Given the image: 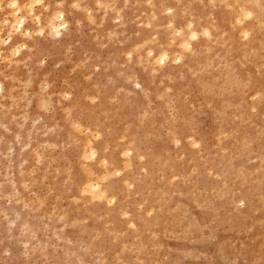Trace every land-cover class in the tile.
I'll return each instance as SVG.
<instances>
[{
  "label": "clouds",
  "instance_id": "1",
  "mask_svg": "<svg viewBox=\"0 0 264 264\" xmlns=\"http://www.w3.org/2000/svg\"><path fill=\"white\" fill-rule=\"evenodd\" d=\"M253 200L264 0H0V264H200L173 245Z\"/></svg>",
  "mask_w": 264,
  "mask_h": 264
},
{
  "label": "rangeland",
  "instance_id": "2",
  "mask_svg": "<svg viewBox=\"0 0 264 264\" xmlns=\"http://www.w3.org/2000/svg\"><path fill=\"white\" fill-rule=\"evenodd\" d=\"M76 40L79 41L77 52L94 48L91 37L87 34L73 37V41ZM46 71H51V63ZM67 71L66 66L52 73L58 87L67 76ZM201 130L211 138L214 128L210 119L205 118ZM198 219L202 226H208L207 229L196 237L195 242L175 243L174 257L179 258L183 250L191 249L197 256L204 254L206 257L200 264H230L238 255L250 256L264 246V207L255 200L252 202V208L241 214L233 213L227 205H223L218 206L216 212L199 214ZM188 264L192 262L189 261Z\"/></svg>",
  "mask_w": 264,
  "mask_h": 264
},
{
  "label": "bare ground",
  "instance_id": "3",
  "mask_svg": "<svg viewBox=\"0 0 264 264\" xmlns=\"http://www.w3.org/2000/svg\"><path fill=\"white\" fill-rule=\"evenodd\" d=\"M251 208H252V204H251V206H250V208H249V209H251ZM249 209H248V210H249ZM248 231H249V230H248ZM260 248H261V247H260Z\"/></svg>",
  "mask_w": 264,
  "mask_h": 264
}]
</instances>
